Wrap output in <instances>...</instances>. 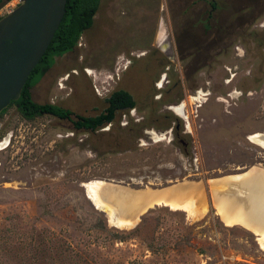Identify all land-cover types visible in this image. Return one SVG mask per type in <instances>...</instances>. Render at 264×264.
<instances>
[{
  "label": "rangeland",
  "instance_id": "1",
  "mask_svg": "<svg viewBox=\"0 0 264 264\" xmlns=\"http://www.w3.org/2000/svg\"><path fill=\"white\" fill-rule=\"evenodd\" d=\"M117 90L135 108L94 132L49 115L27 121L14 107L0 116V142L10 138L0 150V264H264L258 240L224 223L211 194V180L264 170V149L248 140L264 131V0H102L31 94L95 116ZM199 91L206 100L192 103ZM182 103L190 130L171 110ZM94 179L138 191L201 181L206 213L159 205L116 229L81 187Z\"/></svg>",
  "mask_w": 264,
  "mask_h": 264
},
{
  "label": "water",
  "instance_id": "2",
  "mask_svg": "<svg viewBox=\"0 0 264 264\" xmlns=\"http://www.w3.org/2000/svg\"><path fill=\"white\" fill-rule=\"evenodd\" d=\"M20 2L13 11L0 17V114L8 109L12 102L19 99L29 75L47 51L61 24L67 0H20ZM258 167L260 166L241 167L243 172L237 175L243 173L250 175L251 171ZM249 177L244 176L240 180L236 179L228 183L238 184ZM88 183L89 181L81 183V187L89 200L86 187ZM105 183L107 184L98 190L102 200L110 204L113 201H124L125 207L133 204L136 209L130 210V216L134 222L151 207L157 206L155 205L157 198H162V202L181 203L187 200L190 193L186 187L182 186V182L180 184L177 181L170 185H163L160 191L153 194L138 193L136 192L138 190L122 186L120 182L111 184L106 181ZM99 211L104 213L106 222L109 223L108 212ZM110 226L114 227L111 224ZM254 237L256 241V236Z\"/></svg>",
  "mask_w": 264,
  "mask_h": 264
},
{
  "label": "bare ground",
  "instance_id": "3",
  "mask_svg": "<svg viewBox=\"0 0 264 264\" xmlns=\"http://www.w3.org/2000/svg\"><path fill=\"white\" fill-rule=\"evenodd\" d=\"M204 95L205 94H202L199 91L197 94L198 97H192L190 100L192 103L201 102L203 100L201 96ZM182 104L183 105L180 104L170 107L172 111H174L186 122V129L190 130V119L185 114L184 103ZM151 135L153 139L152 141L154 142H161L166 139L164 134L156 135L151 133ZM248 140L254 145L264 149V133L262 134L259 132L251 134L248 137ZM1 149L3 148L0 146V150ZM237 174L226 175L218 179L211 180V185L214 187V189L211 190L213 203L219 212L218 215L221 217V220L224 221V223L228 225L239 224L244 229L252 232V234L256 236V241L258 240L260 249L264 251V170H258V168H254L250 175H247V173H243L242 175ZM244 176L250 177L247 180H242V182L238 184L228 183L236 179L240 180ZM106 181L107 180L94 179L89 181V183L86 185L88 189V195L90 197L89 200L91 201L90 203L96 209L107 211L109 223L116 228L126 229L133 226V224H136V222L138 223L140 221H138V219H136L135 222L134 220H131L130 212L136 209L134 208L133 204L127 205L125 207L123 204L124 201H113L110 204L109 202H104L102 200L101 194L99 195L98 190L101 188V186H105L107 184L105 183ZM108 182L114 184L112 181ZM123 185L125 184H122V186ZM151 185L152 183H148L146 187L142 185V189L136 192H141L143 194H153L159 191L153 190V186L151 187ZM182 186L186 187L190 191L187 200L181 203H174L166 201L162 202V198H157L155 200V205L158 207L159 205L167 206L171 210L182 211L186 213L187 218L190 219H196L200 217L202 213L204 215L206 213V194L202 187L203 183L201 181L194 182L183 179ZM125 187L129 186L125 185Z\"/></svg>",
  "mask_w": 264,
  "mask_h": 264
},
{
  "label": "trees",
  "instance_id": "4",
  "mask_svg": "<svg viewBox=\"0 0 264 264\" xmlns=\"http://www.w3.org/2000/svg\"><path fill=\"white\" fill-rule=\"evenodd\" d=\"M10 1L0 0V9ZM101 1L67 0L65 15L47 51L29 75L19 99L9 106V108L14 107L24 120L33 121L43 115H49L60 120L69 121L74 130L94 132L105 125L111 124L117 112L129 111L135 108L136 102L133 96L125 90L112 92L105 100L106 108L95 116L76 115L69 109L54 104H38L32 99L31 90L41 81L45 73L53 67L56 58L73 52L82 35L91 29ZM210 5L209 19L212 16V10L216 9L214 2H211ZM6 111L7 109L0 116ZM118 239L124 241L126 238L119 237Z\"/></svg>",
  "mask_w": 264,
  "mask_h": 264
},
{
  "label": "built area",
  "instance_id": "5",
  "mask_svg": "<svg viewBox=\"0 0 264 264\" xmlns=\"http://www.w3.org/2000/svg\"><path fill=\"white\" fill-rule=\"evenodd\" d=\"M20 0H11L10 2L6 3L1 9L0 11H2V13L0 12V16H5L6 14L10 13L11 11H13L19 4H20ZM195 97V96H193ZM198 97V96H197ZM206 97V96H204ZM203 99V96L201 97ZM206 99H203V102L205 101ZM226 101V104H229L228 103V100L227 99H224ZM200 105V103H199ZM5 139H3L4 141ZM3 141L0 142L3 143ZM7 146H8V143H7Z\"/></svg>",
  "mask_w": 264,
  "mask_h": 264
},
{
  "label": "flooded vegetation",
  "instance_id": "6",
  "mask_svg": "<svg viewBox=\"0 0 264 264\" xmlns=\"http://www.w3.org/2000/svg\"><path fill=\"white\" fill-rule=\"evenodd\" d=\"M149 134H151V133H149ZM5 140H7V141H5ZM5 140L3 141V143L0 144L1 148H3V149H1V150L6 149V147H7V143H8V141L10 140V138H9V140H8V137H7ZM4 142H5V143H4ZM182 143H183V142H182ZM8 144H9V143H8Z\"/></svg>",
  "mask_w": 264,
  "mask_h": 264
}]
</instances>
